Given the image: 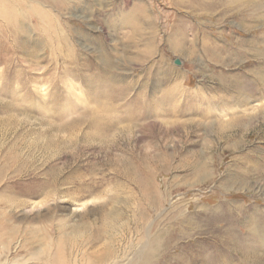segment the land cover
<instances>
[{
	"label": "rangeland",
	"instance_id": "374dc122",
	"mask_svg": "<svg viewBox=\"0 0 264 264\" xmlns=\"http://www.w3.org/2000/svg\"><path fill=\"white\" fill-rule=\"evenodd\" d=\"M20 1L48 13L54 28H40L32 14L21 17L20 41L31 51L17 55L27 62L19 63L14 81L25 113L0 122V225L15 229L12 235L2 230L0 264H54L46 260L55 246L43 239L45 224L55 235L60 219L68 225H102L105 214L118 227L114 264H147L153 239L172 232L181 214L189 216L184 226L202 225L194 217L208 208L246 209L234 226L254 247L244 224L248 217H264V176H237L252 159L264 172V7L261 18L251 19L235 11L200 9L198 0ZM47 33L60 50L50 51L54 41ZM8 70L5 66V77ZM53 71L61 84L57 89L48 79ZM108 78L119 88L129 87L114 98L126 103L123 109L146 94L149 114L134 119L131 130L113 128L111 140L100 143L83 137L87 126L64 131L42 123L59 122L65 106L69 120L95 107L99 100L91 92L99 86L93 81ZM241 81L254 86L253 94H240ZM192 104L195 108L186 110ZM120 110L107 114L122 118ZM239 114L254 118L245 129L220 134L217 120ZM9 199L12 205L6 204ZM203 228L181 240L179 247L188 249L178 264L236 255L216 231Z\"/></svg>",
	"mask_w": 264,
	"mask_h": 264
},
{
	"label": "bare ground",
	"instance_id": "6f19581e",
	"mask_svg": "<svg viewBox=\"0 0 264 264\" xmlns=\"http://www.w3.org/2000/svg\"><path fill=\"white\" fill-rule=\"evenodd\" d=\"M20 2V0H0V111L7 113V116L5 117L0 116V122H4L6 120L15 121L17 116H19V113H25V110L20 108V97L18 96L17 89L14 86V81L19 80V65L27 62L26 58L19 56L17 57V55H21L20 53H27L28 51H31L29 50L30 47L28 45L20 41V37L23 34L21 17L23 15L32 14V16H36L38 26L40 28H54V21L50 18L48 13H45L41 9H32V7L21 5ZM197 4L199 5L198 7L200 9H213L214 11L218 9V11L222 15H228L231 14V12L234 13L235 11L236 13L238 12L244 15V17H250L251 19H254L255 17L261 18L259 12L261 11V8L264 7V1L262 0H198ZM46 29L45 31H47ZM47 38L51 39L50 41H54L49 44V49L51 52L54 53L55 51L61 49L60 45L55 43V38L51 33H47ZM206 50L209 51V48H206ZM181 51L183 53L185 52L182 49ZM51 59L52 62H58V60L54 56ZM33 64L35 66L37 62L33 61ZM5 66L9 68L7 77H5ZM63 69L65 73L69 72V68L67 66L63 65ZM49 74L50 75L48 79L52 81V86L54 85L56 89L57 87L60 88L61 84L58 81L59 79L57 80V76H54V74L56 73L53 71ZM222 80L225 81V79L223 78ZM24 81L26 80H23V83ZM60 81H63L65 85L70 84V82L68 80L66 81L65 79H62ZM93 82H96L99 86L91 92L92 97L96 99L98 98L99 100L95 107L83 111L82 115L78 118L69 120L67 119L68 111L66 110L65 106L60 109V116L58 120L59 122H56L53 118H46L42 119V123L47 124L52 128L64 131H73L75 129L82 130L83 126H87L88 130L83 133V137L86 140L94 139L100 141V143H106L111 140L109 139L108 134L110 130H112L113 128H117L122 132L123 130H131L135 125L134 119H141L149 114V104L146 101L145 93L142 92L136 98L134 107L123 109V104L126 103H123L122 99L114 100V98L125 93V91L127 92L129 87H126L125 89L119 88L115 85L113 79L109 78ZM18 83H16V85ZM224 83L225 84H222L226 85L227 81ZM238 87L240 94H243L244 96L253 94L254 86L248 88L244 81H241ZM51 97L50 99L48 98V100H51ZM57 97H63L61 91H59ZM124 97L125 96H123V98ZM26 98L27 95H23L21 97V99ZM119 108L121 109L120 111L123 112L122 118L124 119L113 113L107 114L108 112L111 113L112 111L119 110ZM194 108L195 107L192 104L190 107L186 108V110H191ZM199 109L200 108L198 107V111ZM43 111L44 112L42 113V115L48 114L47 108ZM204 115H209V112L206 111ZM251 115L243 116L239 114L237 116H233L232 119L229 120H217V123H219L217 127L218 131H221L219 133L225 134L227 133V131L232 129H245L247 126H249L248 124L251 123L250 120L254 118ZM125 119L130 122L128 124L126 123L125 125H120ZM228 139L230 142L231 139L229 137ZM236 141L237 142H235L233 145L239 142L238 139ZM251 161V166L245 165L244 170H238L239 172L237 177L242 179L253 172L260 173V175L264 176V172L259 170V167L261 165L260 161L253 159ZM182 165L184 166L185 163L183 162ZM12 203H14L12 199L6 201V204L8 205H12ZM237 209L238 210L236 212H232L231 210L224 211L223 209L219 208H213L211 210L209 208L204 209L203 211L205 212V214L201 213L194 217V222H196V219L200 218L201 220H197V225L200 223L202 225L196 227L192 222V228H190L189 225L188 227L184 226L183 220L186 221L187 219H189V216L181 214L183 219H181V217L175 219L177 227L173 228L172 232L164 230L165 232L161 233L158 236L159 238L157 237L158 239H153L152 244H154L155 246H153V248L150 249L145 255L144 258L147 259L145 261H149L147 264H161L162 262L166 264L167 261H169L170 263H172L171 261H174L175 264H178V262H181L183 260L181 257L186 254V250L188 249L187 245L179 247V243L181 242V240L192 236L191 231L193 230H195L196 232L205 231L203 226L208 225L209 228H212V230L216 231V233L218 234L217 238L222 241L220 243H225L229 245L230 248L235 249L236 255H224L226 259L225 257L224 259L223 257H216V260L211 263L208 262L207 257H201L200 264H229L231 261L236 262L237 259L238 261H240V264H264V217H248L247 219H245V230L250 234V237H252L254 242L253 245L255 248L253 246L252 248L250 246L251 244L245 243L243 241L242 234L240 232L237 233V227L235 228L234 226L235 222L237 223L241 220V216L239 215V213L242 212L244 214L247 212L243 207H238ZM1 213L4 215V211H2ZM104 219V223L102 225H94L92 223H77L68 225L66 224V219H60L54 224L55 235H53V233L50 231V229L48 228L49 226L45 224L42 227L44 231L43 239L46 243H50L55 246L54 253L46 256V260L48 261V263L54 262V264H68L69 260H75L81 261V264H114V262H116L114 235L115 231L118 230V227L117 223L110 220V217L107 214L104 215ZM204 222L207 224H205ZM220 222H224L225 224H223V226L221 227H216ZM3 229L10 235H12L15 230L13 228H8L6 224H4L3 227L2 225H0V243L5 241V238H3V235H1ZM173 247H177L178 249L180 248V250L173 253L170 251V249ZM157 248L159 251H157ZM227 254L229 255V253Z\"/></svg>",
	"mask_w": 264,
	"mask_h": 264
},
{
	"label": "water",
	"instance_id": "95a60500",
	"mask_svg": "<svg viewBox=\"0 0 264 264\" xmlns=\"http://www.w3.org/2000/svg\"><path fill=\"white\" fill-rule=\"evenodd\" d=\"M176 63H178V64H179V63H180V61H179V60H176Z\"/></svg>",
	"mask_w": 264,
	"mask_h": 264
}]
</instances>
